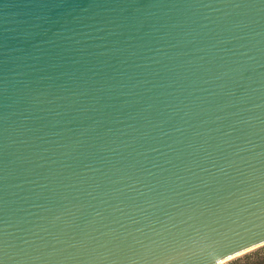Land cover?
Returning a JSON list of instances; mask_svg holds the SVG:
<instances>
[{
    "label": "water",
    "instance_id": "water-1",
    "mask_svg": "<svg viewBox=\"0 0 264 264\" xmlns=\"http://www.w3.org/2000/svg\"><path fill=\"white\" fill-rule=\"evenodd\" d=\"M263 245L264 0H0V264Z\"/></svg>",
    "mask_w": 264,
    "mask_h": 264
},
{
    "label": "trees",
    "instance_id": "trees-1",
    "mask_svg": "<svg viewBox=\"0 0 264 264\" xmlns=\"http://www.w3.org/2000/svg\"><path fill=\"white\" fill-rule=\"evenodd\" d=\"M227 264H264V253L246 255L245 257L232 260Z\"/></svg>",
    "mask_w": 264,
    "mask_h": 264
},
{
    "label": "rangeland",
    "instance_id": "rangeland-1",
    "mask_svg": "<svg viewBox=\"0 0 264 264\" xmlns=\"http://www.w3.org/2000/svg\"><path fill=\"white\" fill-rule=\"evenodd\" d=\"M256 253H264V245L259 247V248H257V249H254V250H252V251H250L248 253H245V254H243V255H241L239 257H236L235 259L240 258V257H245L246 255L256 254ZM235 259H233V260H235ZM229 262L230 261H228L227 263H229ZM227 263H224V264H227Z\"/></svg>",
    "mask_w": 264,
    "mask_h": 264
},
{
    "label": "bare ground",
    "instance_id": "bare-ground-1",
    "mask_svg": "<svg viewBox=\"0 0 264 264\" xmlns=\"http://www.w3.org/2000/svg\"><path fill=\"white\" fill-rule=\"evenodd\" d=\"M228 262V260L227 261H224L223 263H227Z\"/></svg>",
    "mask_w": 264,
    "mask_h": 264
}]
</instances>
